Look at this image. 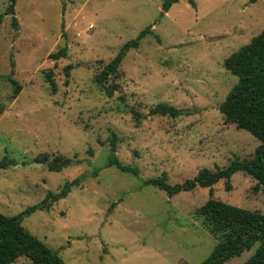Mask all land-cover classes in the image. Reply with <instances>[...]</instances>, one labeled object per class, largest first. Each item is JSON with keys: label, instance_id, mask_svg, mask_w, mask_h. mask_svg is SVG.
Wrapping results in <instances>:
<instances>
[{"label": "rangeland", "instance_id": "obj_1", "mask_svg": "<svg viewBox=\"0 0 264 264\" xmlns=\"http://www.w3.org/2000/svg\"><path fill=\"white\" fill-rule=\"evenodd\" d=\"M162 1L15 0L11 15L0 0V159L12 161L0 167V213L17 215L77 178L64 198L20 220L65 264H201L216 242L197 212L208 189L167 196L142 181L164 173L181 183L251 157L258 144L217 106L236 81L223 61L264 27V0H177L165 12ZM145 28L117 73L96 84ZM161 103L180 113H150ZM111 140L117 162L136 174L105 166ZM41 155L68 164L50 171L34 161ZM254 184L236 171L212 196L264 214V186ZM255 246L223 264H241Z\"/></svg>", "mask_w": 264, "mask_h": 264}, {"label": "trees", "instance_id": "obj_2", "mask_svg": "<svg viewBox=\"0 0 264 264\" xmlns=\"http://www.w3.org/2000/svg\"><path fill=\"white\" fill-rule=\"evenodd\" d=\"M4 8L5 14L13 13L15 0H8ZM177 0H163L161 9L165 12ZM194 7L193 0H187ZM255 1V0H250ZM1 20V15H0ZM11 23L15 25V18L11 16ZM145 28L137 35L125 41L113 57L93 75V81L102 85L109 76L117 73L119 63L129 48H136L139 40L149 33ZM64 54V48L50 56L54 59ZM224 68L236 77L235 83L225 94L217 109L225 122L233 123L236 128L243 129L257 139L258 144L253 155L249 158L234 156L226 166L215 168H201L189 179L181 183L170 184L165 174L150 177L142 181L143 185H154L163 190L167 196L180 191H188L195 186L208 189L207 199L197 208L202 216V223L216 239L207 256L201 264H223L232 257L239 256L249 250L255 243L253 252L241 264H264V214L258 211L244 209L212 196V186L219 179L224 180V187L229 189V177L236 171H241L255 180L253 189L264 186V27L243 46L230 53L223 61ZM69 66L64 67L67 75ZM49 90L54 92L56 84L51 77V70L45 73ZM106 93L111 89L105 85ZM16 91V90H15ZM137 116L136 112H133ZM150 113L168 114L176 116L180 111L170 105L157 104ZM113 141H110V152L107 155L105 166L114 165L120 171L136 174L131 167L117 162ZM34 161L43 164L50 171H59L68 164V160L50 159L46 155L36 156ZM12 161L2 157L0 167H5ZM74 178L64 181L56 192H47L37 203L27 206L17 215L7 216L0 213V264H11L23 256L31 264H65L55 251L50 250L43 242L30 234L21 224L23 215L34 210H46L52 203L64 198L71 186L77 185Z\"/></svg>", "mask_w": 264, "mask_h": 264}]
</instances>
